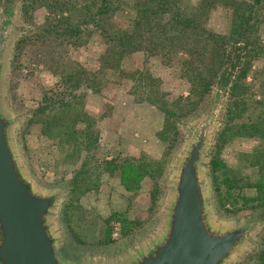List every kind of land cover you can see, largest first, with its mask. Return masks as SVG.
<instances>
[{
    "label": "rangeland",
    "instance_id": "1",
    "mask_svg": "<svg viewBox=\"0 0 264 264\" xmlns=\"http://www.w3.org/2000/svg\"><path fill=\"white\" fill-rule=\"evenodd\" d=\"M199 1L171 0L165 19L198 15L210 43L189 33L154 47L161 30L149 25L141 47L122 53L115 40L141 34L137 18L148 21L141 11L155 2L11 0L3 103L15 119L24 171L38 188L60 192L53 225L66 255L128 257L160 234L176 162L219 89L202 169L209 215L223 227L260 221L252 244L229 264H264L256 255L264 246V201H246L264 199V139L234 127L264 128V0L238 43L232 26L253 0ZM4 6L8 0H0V20ZM222 73H229L224 86ZM211 160L232 170L230 188L216 189Z\"/></svg>",
    "mask_w": 264,
    "mask_h": 264
},
{
    "label": "water",
    "instance_id": "2",
    "mask_svg": "<svg viewBox=\"0 0 264 264\" xmlns=\"http://www.w3.org/2000/svg\"><path fill=\"white\" fill-rule=\"evenodd\" d=\"M10 4L8 0L0 20V264H229L252 244L260 221L223 227L209 215L202 169L219 110L218 89L176 162L160 234L128 257L66 255L53 225L60 192L38 188L24 171L12 136L15 119L3 103L14 16Z\"/></svg>",
    "mask_w": 264,
    "mask_h": 264
},
{
    "label": "trees",
    "instance_id": "3",
    "mask_svg": "<svg viewBox=\"0 0 264 264\" xmlns=\"http://www.w3.org/2000/svg\"><path fill=\"white\" fill-rule=\"evenodd\" d=\"M214 1L218 2L219 0H201L198 2V4L199 6L204 4V7H205L206 5L211 4ZM262 1L263 0H253L252 4H248L247 6L248 9L246 8V10H244L241 14H239V16H241L240 20L237 23L235 22L231 29V35L233 37L232 39L234 42L238 43L239 39H244V38L246 39L247 37H249V32L251 31V28H252L251 20L253 19L254 14L257 13L256 7L259 6L262 3ZM150 2H155V6H153L151 10L144 9L141 11V15H145L146 12L149 11L148 21L142 22L140 20L141 17L138 16L137 18L136 23H137V26L141 25L140 29L142 30V33L139 35L131 33L130 35H127L126 37L122 39L118 38L117 40H115V45L117 47H123L122 49H120L123 51L122 53L124 52L129 53V52L137 51L141 47V41H142L144 32L145 33L150 32V31H146V28L149 25L152 26V28L154 29L158 28L161 30V32H159L158 34H155L156 35L155 37H152V42L155 43V44H152L154 45V47H157V46L164 47L168 43H174L177 39L179 41L180 36L183 37L189 33L195 36L197 39L205 38L207 39L208 43L211 42L210 39H212L213 37L205 33V31H203L201 27L199 26V23L197 22V20L194 19V16H198V15L189 14V16L187 15L183 16V15L173 14L171 16V19L168 18L167 20L165 19V15L169 9L168 7H170L169 2H171V0H150ZM102 10H104V6H101V11L99 12H102ZM103 13L104 12H102V14ZM167 27L169 28L168 30H167ZM66 30L67 28L63 27L61 32L56 31V35L63 36L66 34ZM169 31H171L172 33H170ZM46 32H51V31L47 30ZM71 34L74 36L76 33L75 31H73L71 32ZM214 39L218 40L216 37H214ZM184 51L188 54L189 57L191 55H194V53L191 50H189V48L185 49ZM197 59L198 61L201 62L203 57H198ZM239 60L240 58L237 60V63ZM237 63L235 62L234 64L232 62L231 66H237L238 65ZM229 73L227 75L225 73H222L221 76L219 77V80L222 83L227 84L228 79H229V76H228ZM79 81H78V84H79ZM76 86L78 85L76 84ZM93 92L97 93L99 92V90L94 88ZM57 105H60L61 107H64V106L70 107L71 104L68 101L61 100L58 102ZM57 105L52 103L51 109L53 107H56ZM46 107L48 106L39 107L37 109V112L41 113L44 110H47ZM164 112L169 114V111L166 109L164 110ZM234 127H238V129L241 128L242 131L246 133V135L249 137H256V138L264 139V128H261L259 123L244 124V125L234 126ZM134 168L135 169L133 170H135L136 172L138 170L141 172L140 167L137 166ZM150 170H151V167H150ZM211 172H212L211 174H212L213 183L215 184L216 189H218V187H221L222 185L226 186L227 188H230V178L228 177V175L231 174L232 172L231 169L227 168V166L221 165L216 160H211ZM149 173H152V172L150 171ZM246 185H250V184H246ZM260 197L261 195H257L254 198L246 199V201H255V200L264 201V199H261ZM260 205L264 206V202H261ZM256 255L258 256V258L261 259V262L264 263V246L262 247L261 250H259V252H257Z\"/></svg>",
    "mask_w": 264,
    "mask_h": 264
}]
</instances>
